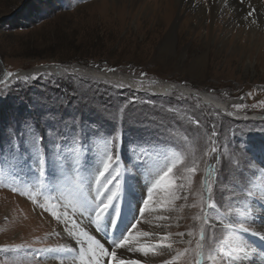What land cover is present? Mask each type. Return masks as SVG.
<instances>
[{"label": "rangeland", "instance_id": "obj_1", "mask_svg": "<svg viewBox=\"0 0 264 264\" xmlns=\"http://www.w3.org/2000/svg\"><path fill=\"white\" fill-rule=\"evenodd\" d=\"M149 12L133 10L122 0H0V249L16 250L0 251V264H73L75 251L61 261L55 253L39 250L77 246L69 230L80 239H86L81 228L92 230L87 218L80 221L74 196L88 191L81 184V177L89 175L80 170L87 167L83 156L89 155L88 164L94 166L102 138L114 130L117 139L123 135V148L117 145L116 153L125 161L121 176L125 168L132 174L123 180L115 234L126 231L148 186L156 208L136 225L149 237L132 230L141 248L152 245L148 254L125 253L126 258L138 264H196L203 232L202 264H230L226 256L235 246L238 221L257 223L262 216L264 26L254 39L251 30L238 32L243 29L239 24L236 30L225 29L220 19L206 18L198 27L180 10L179 19L176 13L168 24L176 34L166 49L168 28ZM188 18L189 26L182 31ZM153 25L164 32L150 33ZM49 110L94 121L86 123L100 130L92 153L71 141L68 128L45 124L43 114ZM28 117L37 121L40 132L44 125L68 134L49 133L58 145L54 179H38L23 166L20 150L9 147L10 137L15 143L17 122ZM213 146L218 153H212ZM74 151L78 161L73 160ZM242 160L250 162L244 166ZM165 161L176 164L167 191L163 183L152 187ZM89 171L94 176L95 170ZM206 181L212 186L211 198ZM95 188L93 183V195ZM170 193L179 198L169 200ZM58 210L68 212L67 226L51 214ZM111 212L110 207L108 222ZM161 213L168 220L157 219ZM45 218L51 223L45 220L42 227L40 219ZM242 235L252 245L251 235ZM164 236L167 240L158 243ZM167 243H172L171 250L162 247ZM258 256L249 246L244 264H259ZM229 261L239 264V258Z\"/></svg>", "mask_w": 264, "mask_h": 264}, {"label": "snow or ice", "instance_id": "obj_2", "mask_svg": "<svg viewBox=\"0 0 264 264\" xmlns=\"http://www.w3.org/2000/svg\"><path fill=\"white\" fill-rule=\"evenodd\" d=\"M237 4L240 6L245 5V0H237ZM244 15L245 20H249L253 17V13L257 11L256 8L252 7L250 4L246 8L235 9ZM250 23H256L253 18L249 20ZM114 71V70H112ZM11 75V74H9ZM34 78V77H33ZM27 79V77L25 78ZM233 107H243V105H233ZM45 119V124L51 121L53 124L58 123L64 128H68L71 133V141H79L80 147L84 149L85 153H92L95 144L93 143L94 137H100V130L98 127L88 128L87 124H95L94 121L85 122L84 117L80 114H72L65 116L62 112L51 111L43 114ZM198 123V122H197ZM43 132H40L37 127V121L33 120L31 117L25 118L23 121H18L16 127L13 129L12 136L15 137V143L13 144L12 137L9 138V147L19 149L22 159L23 166L28 167L29 171L35 175L38 179H45L48 177L55 178L54 169L57 167L56 162L53 157L57 155L56 149L58 147L57 141L49 137V133H54L58 136L67 137L68 134L64 133L62 128L57 127H45ZM212 136H216L217 133L213 130L211 132ZM47 141V142H46ZM102 148L97 149L95 157L92 159L95 161L94 166L88 164L89 155L83 156V165L87 167H81L80 170L84 172H89L88 176L81 177V184L88 185V191L85 193L83 190H79L74 196L73 207L80 212V219L87 218L88 225L91 226V231L84 230L81 228V234L86 237V239H80V235H77L74 229H70L68 235L73 237L77 241V246L60 245L57 248L42 249L39 251H45L50 253H55V259H60L63 261L67 258V254H72L75 251V256L73 257V264H138L137 260L126 258L125 253H143L148 254V250L152 245H145L144 248L137 247L136 236L133 234L132 230L135 229L136 232L143 236L149 237L150 233L140 232L136 228L137 222L141 217H145L146 214H151L156 211L155 204L153 203V194L151 187L148 186L146 195L142 200L141 206L137 209L133 220L130 222L128 228L123 233L116 235V223L117 217L119 215L118 203L120 200V194L122 191L124 177L132 175L128 168H125L124 176L120 173V164L125 163L117 153V145L120 149L123 148V135L119 134V139H117V133L114 130L111 133L105 135L102 138ZM61 148L66 146V142L59 145ZM3 145H0L2 149ZM212 153H218V149L213 146L211 148ZM239 151V150H237ZM247 154V150H245ZM218 156H213V159H218ZM65 161L69 160V157H64ZM73 160H79L75 151L73 152ZM250 161H243L244 166ZM159 167V165H158ZM176 167L175 163L170 166L167 161L164 163V170H162V175L159 179L155 180V184L152 187H157L164 184L165 191H167V186L171 183L168 179L169 174L172 173L173 168ZM71 169V163H69V170ZM89 169H94L93 173ZM133 170L138 173V167L133 166ZM115 173V175H114ZM209 175H211V166H209ZM103 177V179H99ZM151 180V175L148 177ZM115 181V183H114ZM96 185L95 195H92L91 185ZM206 183V188L209 193V198H211L212 186L210 183ZM111 185V187H109ZM115 189V190H114ZM15 190V189H14ZM53 191L55 186H53ZM119 193V194H118ZM177 197L174 193L169 194V200L176 199ZM151 205V207H150ZM110 207L112 209V219L110 222L106 220L109 215ZM211 207V205H209ZM47 211V209H45ZM58 220H63L65 226L69 223V214L66 210L63 211H53L51 213ZM163 213L157 216V219L164 220L167 219ZM73 224H77L78 221L75 217L71 218ZM255 220L252 221L241 219L238 221V229L235 235V246L228 252V259L235 262L239 258V264H244V257H248V242L243 238L242 234H250L251 236L258 237V239L264 242V230H256L253 225ZM235 227V225H233ZM179 235L183 236V233ZM191 235V233H189ZM167 240V236L163 238H157V242ZM204 240L203 232L200 235V242L197 243L198 257L196 264H202L203 260V246L202 241ZM162 247L171 250L172 243L163 244ZM122 250V251H121ZM0 251L9 252L16 251L14 249H0ZM264 252V249L261 250ZM64 254V255H61ZM212 253L209 252V258H212ZM176 259H179L177 255ZM164 264H173L171 260L164 261Z\"/></svg>", "mask_w": 264, "mask_h": 264}, {"label": "bare ground", "instance_id": "obj_3", "mask_svg": "<svg viewBox=\"0 0 264 264\" xmlns=\"http://www.w3.org/2000/svg\"><path fill=\"white\" fill-rule=\"evenodd\" d=\"M122 3L126 6L129 4L133 10L138 8L141 10L150 11L149 13L152 15V20H153V18L155 20L157 17H159L160 19L162 18V20L165 22V25L162 27H164L165 30L168 28V24H169L170 20H172L175 17L176 13H177V15L175 18H177V20L179 19L180 14H178V12L180 10L188 13L187 17H192V20H195L197 23H199L198 27H201V24L206 20V18H209L210 20L220 19V20H222V22H220V23L225 29H235V27L239 24L240 27H242L243 29L239 28L238 32H241L244 29L245 30H247V29L251 30L249 36L251 38L253 37L254 39H257L256 36L258 35V31L260 29H262L264 26V0H245L244 6L238 5L237 0H202V1H200V0H122ZM249 4L252 7L257 9V11L255 13H253V17L249 18V20L254 18L256 20V23H250L249 20H245L244 15H242L241 12H238L235 10L237 8H241L243 11V9L246 8L247 5H249ZM129 17H130V15H129ZM190 20H191V18H188V21L183 23L184 25L182 26V31L185 30V28L189 24L188 22ZM152 27L153 28H151V30L149 31L150 33H158V34L160 33L161 34L162 32H164V29H160L158 26L155 27L153 25ZM167 32H168V34H167L168 40L166 42L165 48L169 49L170 46L172 47L173 38L175 37L176 31H175V28H173V29L168 28ZM235 37H236V33H235ZM170 53H171V51H170ZM19 202H21V201H19ZM261 213H262V216L260 218H258L257 223H255V224H257L256 226L259 229L264 230V228H263L264 224L262 223V222H264V213L263 212H261ZM111 216H112V212H111ZM42 218H44V217H42ZM46 218L42 219V220L40 219V222L42 221L40 223V225H42V227L46 224L45 220L47 221L46 225H48V223L50 222ZM80 221L84 223L85 220L80 219ZM149 226H148V229H149ZM85 227L87 228V226H85ZM53 228H55V227H53ZM250 239L252 240V245L249 244V246L253 247L255 254H256V257H257V254H259V256H258L259 258L257 259V261L259 262V264H264V258L261 256L262 255L261 250L264 249V242L260 241L258 239V237H254V236H251ZM140 241H141L140 239H137V241H135V243L137 244V247L141 248L142 245H141ZM248 251H249V248H248ZM263 254H264V252H263ZM68 256H70V254H67V257ZM226 258H227V261L230 264H232L231 261H229V259H228V255L226 256ZM246 258H248V257H246ZM64 262H66V261H64Z\"/></svg>", "mask_w": 264, "mask_h": 264}]
</instances>
